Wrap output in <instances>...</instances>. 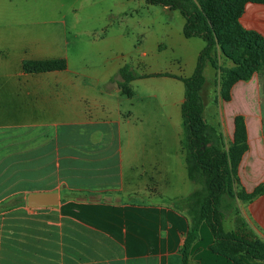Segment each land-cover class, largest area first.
Returning a JSON list of instances; mask_svg holds the SVG:
<instances>
[{
    "label": "crops",
    "instance_id": "0c3cea01",
    "mask_svg": "<svg viewBox=\"0 0 264 264\" xmlns=\"http://www.w3.org/2000/svg\"><path fill=\"white\" fill-rule=\"evenodd\" d=\"M55 2L0 0V264H184L189 219L170 203L193 190H184L191 187L178 78L196 63L184 62L188 38L170 23L158 31L156 20H141L139 9L155 4ZM239 22L264 38V1H246ZM126 28L154 35L152 45L126 50ZM158 42L173 53L167 63L154 59ZM138 55L147 59L138 63ZM51 58L66 65L22 69L24 60ZM223 58L218 53L219 64ZM125 64L136 77L120 76ZM213 72L214 108H205L203 73L202 115L225 149L242 143L235 124L242 120L247 148L235 178L249 192L264 181V94L255 97L251 76L234 81L225 99ZM45 186L56 188L38 189ZM235 187L222 198L231 203L223 219L264 243V193L243 202ZM32 192H54L56 202L30 205Z\"/></svg>",
    "mask_w": 264,
    "mask_h": 264
},
{
    "label": "trees",
    "instance_id": "16d2710c",
    "mask_svg": "<svg viewBox=\"0 0 264 264\" xmlns=\"http://www.w3.org/2000/svg\"><path fill=\"white\" fill-rule=\"evenodd\" d=\"M246 1L264 0H146L149 4L177 10L184 19L183 36L199 37L204 41L192 73L178 77L184 86L180 113L187 177L198 185L184 197L170 203L189 219L180 250L184 264L189 257L199 264H264L263 242L251 240L237 230H224L222 226V198L224 195L232 196V168L236 167L247 148L244 124L238 116L235 121L236 135L239 136L236 142L241 140L242 143L225 149L221 134L203 118L200 95L204 65L208 62L214 66L218 53L233 62V66L221 70L222 96L225 99L229 98V87L234 81L247 80L256 64L264 63V38L254 30L242 28L237 21ZM231 46L236 48V53L232 52ZM65 65L63 58L29 59L22 62V69L25 72H42ZM119 74L125 79L136 77L127 64L119 69ZM123 91L127 92L125 88ZM263 193L264 182L249 192L244 189L236 192L243 202Z\"/></svg>",
    "mask_w": 264,
    "mask_h": 264
},
{
    "label": "rangeland",
    "instance_id": "374dc122",
    "mask_svg": "<svg viewBox=\"0 0 264 264\" xmlns=\"http://www.w3.org/2000/svg\"><path fill=\"white\" fill-rule=\"evenodd\" d=\"M54 1H56L55 3H58V2H63L65 0H54ZM84 2H96V3H99V4H103L104 6L107 5V4H113V3H116V2L147 3L146 0H76V3H78V4L84 3ZM244 4H245V2L243 3V8H244ZM162 7H163L162 5H155V6L154 5H152V6L148 5L146 7L143 6V7H141V9H139V11H138L139 13L138 14L140 15V18H141L142 21L143 20H153V21L156 20L158 31L161 28L167 26L166 23L167 24L170 23L172 25L173 30H176V29L181 30L182 29V25H183V17L181 16V14L177 10H173L174 16H169L168 14L160 13L159 9H162ZM242 11H243V9H242ZM242 11L239 13V15L237 17V21H238L239 24H240L239 16L242 13ZM63 13L68 14L69 11L64 10ZM55 17L60 18V14L55 15ZM155 28H156V26H155ZM129 30H131V29L126 28V32L128 33V34H126V40L124 41V46H125L126 50H128L132 45H134L135 46V50H136V47L139 46L140 47V52H141L142 49L146 48L149 45H152V43L154 41V35L153 36L151 35V38H150V34H148V33H147V36L146 35H142V36H144V39H143L144 41H140L139 42L137 39L138 38L142 39V36H140V37L136 36V34L134 35V34L130 33ZM186 41H188L189 45H188L187 49L184 50V57L183 58H184V62L186 64L190 65L191 62H192V59H195L197 57V54H198L199 50L204 45V41L201 38H199V37H190V38L186 39ZM231 47H233L232 52L236 53V48L234 46H231ZM162 48H163V43L162 42H158V50H160V51L156 54L154 59H155V61H157V63L164 64V63H167L169 61V59L172 57L173 53L171 51H168V50H165V51L162 52L161 51ZM217 50H219L218 47H217ZM138 58L140 59V60H138L139 61L138 63H140L141 60H143V59H147L146 57L139 56V55H138ZM223 59H224V61H222L221 64H219L218 58H217V61H216V55H215V59L213 61V64H215V65L212 66L209 63L210 66H212V68L210 66H208L206 69L203 70V73L205 75V81H206L205 82V87L206 88L203 91V94H204V99L206 101L205 102V108L209 109V110H207L208 114H211L212 110L214 108V105H213V102H212V97H213V79H214V72L213 71L216 70L218 72V74H219L218 77H219V80H220V75L222 74L221 70L223 68L231 67V66H229L230 64H229L228 58H226L224 56ZM120 76L123 78L122 75H120ZM251 76H253V81L257 84V89H255L254 95H255V97L256 96L260 97L262 94H264V63L263 64L257 63L255 68H254V71L251 74ZM141 94H143V91H141ZM204 115L207 116L206 110H205V114ZM211 118H212V116H211ZM207 121L209 122V124H214L212 119H207ZM156 128H157L158 131H165V127L161 124V119L157 120ZM230 182L232 183V187L236 186L237 190L240 189V187L236 185L235 168L234 167L232 168V176H231V181ZM251 182H254V181H249L247 183V185L248 186H252L251 184H254V183H251ZM174 183H175L174 184L175 188L176 187H180L179 186L180 181H179V179L177 177H176V179H174ZM188 183H189V186L191 187V189H184L186 192L188 190H192L196 186H198L197 184L191 182L190 180H189ZM232 187H231V189H232ZM54 188H56V187L55 186H45V187H39L38 189H43L44 191H52V190H54ZM180 189H181V187L179 188V190ZM230 205H231V203H230V201L228 199V196H226L225 200H224V205H223L224 210L226 212H228L230 210V208H231ZM222 226H223V228L225 230H230V229H233L234 223L231 222L230 219L225 217L222 220Z\"/></svg>",
    "mask_w": 264,
    "mask_h": 264
},
{
    "label": "water",
    "instance_id": "95a60500",
    "mask_svg": "<svg viewBox=\"0 0 264 264\" xmlns=\"http://www.w3.org/2000/svg\"><path fill=\"white\" fill-rule=\"evenodd\" d=\"M30 205L53 204L56 202V193L54 192H32L26 197Z\"/></svg>",
    "mask_w": 264,
    "mask_h": 264
}]
</instances>
